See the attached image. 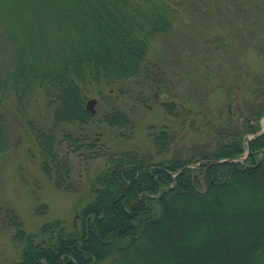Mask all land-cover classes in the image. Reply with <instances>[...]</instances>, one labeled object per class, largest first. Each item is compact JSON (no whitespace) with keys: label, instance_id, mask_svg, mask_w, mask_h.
<instances>
[{"label":"trees","instance_id":"obj_1","mask_svg":"<svg viewBox=\"0 0 264 264\" xmlns=\"http://www.w3.org/2000/svg\"><path fill=\"white\" fill-rule=\"evenodd\" d=\"M195 5L0 0V99L14 97L15 115L36 147L28 155L58 188L74 193L82 181L73 174L72 156H105L104 167L88 179L87 197H80L78 221L53 218L28 231L15 210L4 208L0 227L21 250L5 264H264V130L249 137L260 130L264 99L239 110L237 126L230 109L225 117L192 116L189 126L199 119V132L212 146L186 155H167L174 139L168 125H150L153 153L114 149L99 125L118 128L128 139L133 118L119 103L98 113L86 106L93 94L112 90L144 101L149 85L160 95L167 76L152 53L198 10ZM138 83L145 85L131 90ZM37 97L50 112L48 124L27 115ZM166 103L184 122L173 112L175 102ZM6 128L0 109V158Z\"/></svg>","mask_w":264,"mask_h":264},{"label":"rangeland","instance_id":"obj_2","mask_svg":"<svg viewBox=\"0 0 264 264\" xmlns=\"http://www.w3.org/2000/svg\"><path fill=\"white\" fill-rule=\"evenodd\" d=\"M195 4L198 10L194 8L189 13L175 35L162 37L152 53L167 76V81L160 85V95L154 97L148 85L144 88V101L135 100L126 91L91 96L97 99L95 112L119 103L134 120V132L128 139L119 135L118 128L99 125L102 138L114 149L138 148L153 153L150 125H168L174 139L167 155L176 151L182 155L197 154L211 147L212 142L199 132V119L194 122L196 128L189 126L192 116L225 117L230 109L236 118L232 122L237 126L239 110L246 111L264 99V0H195ZM142 85L145 84H134L131 90H140ZM255 88L260 90L259 94ZM167 101L175 102L173 112L185 116L184 122L168 112ZM181 102L185 105L183 111L179 110ZM15 103L13 96L0 99L8 131V145L0 158V216L10 206L28 231L37 230L53 218L78 221L80 199L87 197L88 179L104 167V153L94 157V152L89 158L74 154L73 174L82 181L80 189L74 193L58 188L42 171L39 161L28 155L29 147H36L19 119L21 116L15 115ZM26 110L28 117L40 123L48 124L51 120L40 97L33 98ZM259 123L263 128L264 115ZM81 150L88 152L86 148ZM42 203L46 204V211L39 212L37 206ZM20 251L11 232L0 227V264L17 258Z\"/></svg>","mask_w":264,"mask_h":264},{"label":"water","instance_id":"obj_3","mask_svg":"<svg viewBox=\"0 0 264 264\" xmlns=\"http://www.w3.org/2000/svg\"><path fill=\"white\" fill-rule=\"evenodd\" d=\"M96 101H97L96 98H90V99H88V101H87V108H88L89 110H91L92 113H94V112L96 111V109H95V107H94ZM253 135H254V134H253ZM253 135H252V136H253Z\"/></svg>","mask_w":264,"mask_h":264}]
</instances>
